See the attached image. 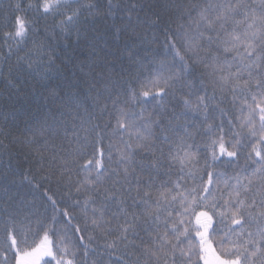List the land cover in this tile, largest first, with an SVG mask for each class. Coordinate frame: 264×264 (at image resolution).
<instances>
[{"label":"snow or ice","instance_id":"1","mask_svg":"<svg viewBox=\"0 0 264 264\" xmlns=\"http://www.w3.org/2000/svg\"><path fill=\"white\" fill-rule=\"evenodd\" d=\"M0 264H264V0H6Z\"/></svg>","mask_w":264,"mask_h":264},{"label":"trees","instance_id":"2","mask_svg":"<svg viewBox=\"0 0 264 264\" xmlns=\"http://www.w3.org/2000/svg\"><path fill=\"white\" fill-rule=\"evenodd\" d=\"M4 5H6V0H0V6ZM52 191L55 193L57 198L67 196V190L64 188H58L55 184L52 185Z\"/></svg>","mask_w":264,"mask_h":264}]
</instances>
